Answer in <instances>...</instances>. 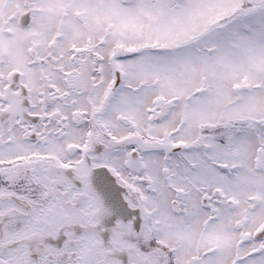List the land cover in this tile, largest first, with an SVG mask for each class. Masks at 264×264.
I'll return each instance as SVG.
<instances>
[{
    "label": "snow or ice",
    "instance_id": "obj_1",
    "mask_svg": "<svg viewBox=\"0 0 264 264\" xmlns=\"http://www.w3.org/2000/svg\"><path fill=\"white\" fill-rule=\"evenodd\" d=\"M0 264H264V0H0Z\"/></svg>",
    "mask_w": 264,
    "mask_h": 264
}]
</instances>
